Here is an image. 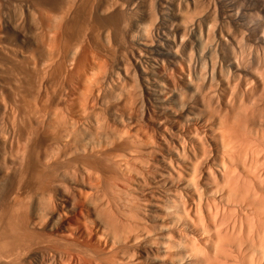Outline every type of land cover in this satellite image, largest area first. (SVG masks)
Wrapping results in <instances>:
<instances>
[{
    "label": "bare ground",
    "instance_id": "6f19581e",
    "mask_svg": "<svg viewBox=\"0 0 264 264\" xmlns=\"http://www.w3.org/2000/svg\"><path fill=\"white\" fill-rule=\"evenodd\" d=\"M86 1L27 2L35 23L32 42L0 3V264H264V111L234 105L231 98L237 81L248 98L264 82V0H238L234 7L245 16L233 19L245 33L232 38L226 59L233 75H223L220 95L199 76L190 81L195 69L189 56L168 48L163 28L156 43L140 42L151 128L130 119L119 128L103 123L93 106L104 98L102 62V72L90 69L88 78L82 73L84 92L60 75L68 63L94 61L92 31L97 36L98 26L93 30L90 19L87 24L77 17ZM111 8L105 17L111 12L106 18L119 30L122 23L123 31L126 13L115 3ZM160 21L153 20V27H162ZM183 84L192 85L189 97ZM170 91L179 112L165 99Z\"/></svg>",
    "mask_w": 264,
    "mask_h": 264
},
{
    "label": "rangeland",
    "instance_id": "374dc122",
    "mask_svg": "<svg viewBox=\"0 0 264 264\" xmlns=\"http://www.w3.org/2000/svg\"><path fill=\"white\" fill-rule=\"evenodd\" d=\"M21 1V2H20ZM23 1V2H22ZM51 1V0H50ZM60 1V0H59ZM101 1V2H100ZM103 1V2H102ZM114 1V2H113ZM117 1V2H116ZM120 1V2H119ZM132 1V2H131ZM149 1H150V3H152V4H150L149 3ZM194 1V2H193ZM186 0V2H185V0H87L86 2L88 3V2H90V3H86V2H84L85 4H87V5H85L83 8L82 7H80L78 10V12H79V14H78V12H77V14L78 15H80V14H82L81 12H84L83 14L85 15V17H84V15L82 14V16L80 15V16H77L78 18L79 17H82L80 20H83V19H85L84 21L85 22H87V24H88V20H89V25H91L90 23H92V27H97V30H96V28L94 29L93 28V30H96V35L97 36H95L94 35V31H92V33H93V41L95 42V39H97V41L95 42V44H96V46L97 47H95L94 45V43H92V47L94 48H96V49H93V50H95V57L94 58H92L94 61H96L97 60V62H95L96 63V65H99V66H96L95 65V63H94V61H92L91 59H89L88 61L87 60H85L84 59V61H82V62H80L81 64H83L82 65V67H81V65H78V64H75V63H73V66H72V64L70 65L69 63H68V65H66L65 67H66V69H65V72H61V74L60 75H62V77H66L67 79H70V81H71V83L72 84H74L75 86L77 85V87L79 88V90L81 91V92H84L85 91V85L86 84H84L85 83V80L84 79H86V76H87V78L88 77H91L92 75H93V73H94V71L95 72H97V73H99L100 71L99 70H101V69H98L97 70V67H100V65H101V67L100 68H102V70H103V74H101V73H99V79L102 77V79H101V81H99L100 83H101V89L99 90V93L101 94L100 96L103 98V96H104V98L103 99H101L102 101H98V103L99 104H101V105H99L98 103V107H96L95 106V104L93 105L94 107V109H96V112H98V113H100L101 112V114H98L99 116H101L100 118L103 120V123H107V125L108 124H110L111 126H114V127H117V128H119V127H121V126H124V124H128V122L130 123V120L132 121V124H133V122L135 123V122H137V124L138 125H140L141 127H148V128H151L152 126H153V122L150 120L151 119V117H150V115L152 116V114H153V112L151 111V110H149V108L151 107V105H150V103H151V100H147L148 98V92H147V88L144 86V84L146 83V81L142 78L143 77V75L145 74V72H144V69H142L141 67L142 66H144V64H145V62L142 60V55L141 54H143L144 53V47H142V45H141V43L140 42H143L144 43V45L143 46H145V45H151V44H153V43H156L157 41H158V39H159V36L160 35H162V32L160 33V31H161V29L163 28V33L164 34H168L167 36L169 37L167 40H166V44L169 46H171V48H170V46L168 47V48H170L171 50H172V52H176L177 54H179V55H184V57H188L189 58V60H190V63H191V65H193L194 67H192V69H195V70H191L192 72H191V78H190V81H191V79H194L195 78V80L196 79H198V76H199V79H201V81H204L205 83H208L207 84V86L208 85H210V88L212 89V91H216L217 93H219L218 95H220V88L219 87H221V83L226 79V78H224V76L225 77H231V75H233V72H232V67L231 66H228V63H227V59L226 58H228L227 56H228V53H229V56H230V51H231V48H232V46H233V39H240L241 38V36H243L244 35V27L243 26H239V25H237L236 24V22H235V20H233V19H238V17L239 18H242V19H245L244 17L245 16H238V14H236V12H234L235 11V9H234V7L236 6V5H238V0ZM30 2V4H32L33 2H32V0L30 1V0H0V3H1V5L4 7H2L1 5V7H2V13L4 14V15H6V17L8 16V17H10L9 19H11V17H12V20H16V18H18L19 19V17H20V21L17 19L16 21H17V23H18V27L20 28V30H21V34L23 35V37L24 38H26L27 39V41H29V42H32V40H33V37H34V32H36L35 31V23H34V19L30 16V15H28V14H30V11H31V9H33L32 8V6H29L30 4H28V3ZM112 2V3H111ZM141 2V3H140ZM143 2H144V4H143ZM182 2V3H181ZM219 2V3H218ZM11 3V4H10ZM83 3V4H84ZM102 3V4H101ZM107 3V4H106ZM110 3H111V6H110ZM115 3V5H117V8H121L122 6L120 5L121 3H123L124 5H123V7L120 9L121 10V12H122V14H124L123 13V11L126 13L125 14V16L126 17H124V15H123V18H124V21H126L125 22V24H124V21H123V31H121L122 30V27H121V24H120V27L119 28H121V30H119L118 29V26L116 27L115 25H113L110 21H108L109 19H110V17H108L109 19H107L106 17L108 16V15H110L111 14V12L109 13V14H107V16L105 17V15H106V13H108L107 11H109V10H111L112 8V4H114ZM118 3H119V5H118ZM189 3V4H188ZM195 3V4H194ZM6 4V5H5ZM95 4V5H94ZM105 4V5H104ZM127 4H129V5H127ZM148 4V5H147ZM153 4H154V6H153ZM161 4V5H160ZM187 4V5H186ZM193 4V5H192ZM94 5V6H93ZM108 6V10H106L105 8H107V6ZM164 5V6H163ZM166 5V6H165ZM28 6V7H27ZM88 6V7H87ZM126 6V7H125ZM132 8H131V7ZM134 6H136V7H134ZM148 8H147V7ZM173 6V7H172ZM189 6H190V8H189ZM16 7V8H15ZM23 7V8H22ZM86 7V8H85ZM110 7V8H109ZM125 7V8H124ZM129 7V8H128ZM156 7V8H155ZM167 7V8H166ZM185 7H187V8H185ZM233 7V8H232ZM20 10H19V9ZM31 8V9H30ZM85 8V9H84ZM104 8V9H103ZM125 9V10H122V9ZM129 10H127V9ZM145 8V9H144ZM158 8V9H157ZM161 8V9H160ZM164 8V9H163ZM179 8V9H178ZM231 8H232V10H231ZM25 9V10H24ZM83 10V11H81V10ZM92 9V10H91ZM144 9V10H143ZM156 9V10H155ZM168 9V10H167ZM181 9V10H180ZM191 10V12H190V10ZM195 9V10H194ZM0 10H1V8H0ZM85 10V11H84ZM90 10H91V13H90ZM99 10V11H98ZM106 10V11H105ZM127 10V11H126ZM142 10V11H141ZM150 10V11H149ZM152 10H153V12H152ZM186 10V11H185ZM229 10V11H228ZM231 10V11H230ZM24 11V12H23ZM29 11V12H28ZM96 11H97V13H96ZM141 11V12H140ZM147 13H146V12ZM149 11V12H148ZM197 11V12H196ZM86 12V13H85ZM152 12V13H151ZM156 12V13H155ZM161 12V13H160ZM165 12V13H164ZM173 12V13H172ZM230 12V13H229ZM234 12V13H233ZM8 13V14H7ZM151 13V14H150ZM157 14L156 16H155V14ZM179 13V14H178ZM190 13V14H189ZM194 13V14H193ZM22 14V15H21ZM99 14V15H98ZM102 14H104V15H102ZM148 14H149V16H148ZM187 16H186V15ZM194 16H193V15ZM11 15V16H10ZM21 15V16H20ZM26 15V16H25ZM87 15V16H86ZM182 15V16H181ZM185 15V16H184ZM192 15V16H191ZM96 17V18H94V17ZM178 16V17H177ZM201 16H202V18H201ZM7 17V18H8ZM27 17V18H26ZM29 17V18H28ZM31 17V18H30ZM131 17V18H130ZM135 17V18H134ZM156 17H157V19H156ZM170 17V18H169ZM237 17V18H236ZM14 18V19H13ZM99 18V19H98ZM104 18V21H105V18H106V22L105 23H101V21H102V19ZM137 18V19H136ZM150 18V19H149ZM153 18V19H152ZM182 18V19H181ZM192 18V19H191ZM30 19V20H29ZM98 19V20H97ZM101 19V20H100ZM188 19V20H187ZM195 19V20H194ZM201 19V20H200ZM95 20V21H94ZM145 20V21H144ZM153 20H154V22H155V24H156V22L157 21H160L159 22V26H161V25H163L162 27H153V26H155V25H153L154 24V22H153ZM165 20V21H164ZM181 22H180V21ZM198 20V21H197ZM200 20V21H199ZM246 20V19H245ZM19 21V22H18ZM33 21V22H32ZM93 21V22H92ZM104 21H102V22H104ZM107 21H108V24H107V27L108 28H110V25L112 24L113 25V28L114 29H118V33H116L115 31H117V29L116 30H112L113 28H111V29H108V28H106V26L104 25L103 26V24H106L107 23ZM133 23H132V22ZM135 21V22H134ZM182 21H183V24H182ZM186 21V22H185ZM189 21L191 22L190 24H189ZM204 21V22H203ZM213 21V22H212ZM233 21V22H232ZM95 22V23H94ZM97 22V23H96ZM98 22H100L99 24H102V26H100L99 24H98ZM109 22H110V25H109ZM162 22H164L163 24H162ZM172 22V23H171ZM175 22V23H174ZM177 22V23H176ZM203 22V23H202ZM30 25H29V24ZM149 23V24H148ZM205 23V24H204ZM217 23V24H216ZM234 23V24H233ZM93 24H95V26L93 25ZM97 24V25H96ZM131 24V25H130ZM135 24V25H134ZM179 24V25H178ZM197 24H198V26H197ZM29 25V26H28ZM109 25V26H108ZM129 25V26H128ZM175 25V26H174ZM185 25H187V26H185ZM206 25V26H205ZM28 26V27H27ZM100 26V27H99ZM125 26V27H124ZM148 26H150V27H148ZM178 26V27H177ZM181 26V27H180ZM191 28H190V27ZM195 26V27H194ZM169 27H170V29H169ZM172 27V28H171ZM177 27V28H176ZM180 27V28H179ZM187 27V28H186ZM189 27V28H188ZM193 27L195 28V29H193ZM199 27V28H198ZM214 27V28H213ZM23 28V29H22ZM105 28V29H104ZM157 28V29H156ZM161 28V29H160ZM174 28H176V29H174ZM240 28V29H239ZM24 29H25V31H24ZM104 29V30H103ZM108 29V30H107ZM180 29V30H179ZM187 29V30H186ZM210 29V30H209ZM220 29V30H219ZM263 30H264V28H262ZM29 30V31H28ZM34 30V31H33ZM102 32H101V31ZM112 30V31H111ZM172 30V31H171ZM174 30V31H173ZM182 30V31H181ZM183 30H184V33H183ZM193 30V31H192ZM199 30V31H198ZM202 30V31H201ZM109 31V32H108ZM130 31V32H129ZM146 31H148V32H146ZM151 31V32H150ZM177 31V32H176ZM189 31H191V32H189ZM207 31V32H206ZM223 31V32H222ZM230 31V32H229ZM240 31V32H239ZM32 32V33H31ZM101 33V35H100V33ZM106 32H108V33H106ZM139 32V33H138ZM140 32H141V34H140ZM176 34H175V33ZM203 32V33H202ZM206 32V33H205ZM243 32V33H242ZM31 33V34H30ZM111 33H113V34H111ZM149 33V34H148ZM156 33V34H155ZM160 35H159V34ZM171 33V34H170ZM185 33H186V35H185ZM190 33V34H189ZM195 33V34H194ZM208 33V34H207ZM211 33V34H210ZM229 33V34H228ZM260 33H262V31H260ZM107 34V35H106ZM116 34V35H115ZM119 34H121V35H119ZM132 34V35H131ZM139 34V35H138ZM175 34V35H174ZM189 34V35H188ZM192 34V35H191ZM134 35V36H133ZM183 35V36H182ZM197 35V36H196ZM208 35V36H207ZM224 35V36H223ZM230 35V36H229ZM234 35V36H233ZM236 35V36H235ZM31 36V37H30ZM33 36V37H32ZM99 36V37H98ZM101 36V37H100ZM114 36V37H113ZM121 36V37H120ZM123 36V37H122ZM151 36H153L152 37V39H151ZM173 38H171V37ZM186 36V37H185ZM204 36V37H203ZM239 36V37H238ZM96 37V38H95ZM132 37V38H131ZM148 37V38H147ZM184 37H185V39H184ZM206 37H208V38H206ZM212 37V38H211ZM224 37V38H223ZM95 38V39H94ZM98 38H100V39H98ZM115 40H114V39ZM118 38V39H117ZM129 38V39H128ZM190 38V39H189ZM233 38V39H232ZM102 39H104V41L105 42H103V40ZM120 39V40H119ZM156 39V40H155ZM178 39V40H177ZM181 39V40H180ZM184 39V40H183ZM211 39V41L210 42H208V40H210ZM221 39V40H220ZM225 39H228V40H225ZM101 40V41H100ZM114 40V41H113ZM117 40V41H116ZM175 40V41H174ZM188 40H189V42H188ZM225 40V41H224ZM153 41V42H152ZM179 41V42H178ZM217 41V42H216ZM231 43H229V42ZM97 42H98V45H97ZM126 44H125V43ZM145 42H149L148 44L147 43H145ZM176 42V43H175ZM223 42L225 43V44H223ZM108 43V44H107ZM118 43V44H117ZM151 43V44H150ZM182 43V44H181ZM184 43V44H183ZM190 43V44H189ZM193 43V44H192ZM195 43V44H194ZM124 44H125V46H124ZM172 44V45H171ZM179 44V45H178ZM186 44V45H185ZM215 44H216V46H215ZM230 44V45H229ZM112 45V46H111ZM184 45V46H183ZM188 45V46H187ZM192 45V46H191ZM222 45V46H221ZM99 46V47H98ZM103 46V47H102ZM106 46V47H105ZM129 46V47H128ZM204 46V47H203ZM212 46V48H210ZM15 47V46H14ZM109 47V48H108ZM125 48V50H123V48ZM175 47H176V49H175ZM191 47H192V49H191ZM222 47V48H221ZM226 47H227V49H226ZM98 48H100V49H98ZM112 48V49H111ZM135 48H137V49H135ZM180 48V50H178ZM186 48V49H185ZM203 48H205L204 50H202ZM17 49V48H16ZM18 49H19V47H18ZM17 49V50H18ZM127 49V50H126ZM133 49V50H132ZM188 49V50H187ZM213 50V51H211V50ZM222 49V50H221ZM99 50V51H98ZM109 50V52H107ZM112 50V51H111ZM137 50V51H136ZM143 50V51H142ZM174 50V51H173ZM191 50H192V54H191ZM201 50V51H200ZM206 50H208V51H206ZM18 51H20V50H18ZM97 51H98V53L99 54H97L98 55V57H96L97 55H96V53H97ZM116 51V52H115ZM130 51V52H129ZM142 51V52H141ZM179 51V52H178ZM210 51V52H209ZM118 52V53H117ZM199 52V53H198ZM201 52V53H200ZM209 52V53H208ZM225 52V53H224ZM106 53V54H105ZM111 53V54H110ZM127 53V54H126ZM133 53V54H132ZM19 54V53H18ZM21 54V53H20ZM102 54V55H101ZM109 54V55H108ZM123 54V55H122ZM186 54V55H185ZM200 54V56H198ZM201 54H202V57H201ZM101 56V60H102V58H103V60L102 61H100L99 59H97V58H100V56ZM105 55V56H104ZM108 55V56H107ZM127 55V56H126ZM131 55H133V56H131ZM103 56V57H102ZM113 56V57H112ZM140 56H141V58H140ZM197 56H198V58H197ZM211 56V57H210ZM129 57V58H128ZM191 57V58H190ZM201 57V58H200ZM22 58V57H21ZM106 58V59H105ZM113 58V59H112ZM124 58V59H123ZM187 58V59H188ZM210 60H209V59ZM260 58H262V57H260ZM96 59V60H95ZM126 59V60H125ZM140 59H141V61H140ZM191 59H192V61H191ZM194 59V60H193ZM92 62H91V61ZM100 62H99V61ZM113 60V61H112ZM122 60V61H121ZM209 60V61H208ZM224 60H226V61H224ZM260 60V59H259ZM123 61H124V63H123ZM129 61V62H128ZM142 62L141 64H140V62ZM194 61V62H193ZM195 61H196V63H195ZM18 62V61H17ZM87 62H89L88 64H87ZM102 62V63H101ZM107 63V64H105V63ZM128 62V63H127ZM193 62V63H192ZM214 62H215V64H214ZM79 63V64H80ZM101 63V64H100ZM260 63V65H261V61L259 62ZM75 64V65H74ZM105 64V65H104ZM108 64H109V66H108ZM115 64V65H114ZM195 64V65H194ZM76 65H77V67H79L78 69H77V67H76ZM94 65V66H93ZM115 67H114V66ZM125 65V66H124ZM128 65V66H127ZM212 65L213 66H215V67H213L212 68ZM227 65V66H226ZM122 66H123V68H122ZM75 67V68H74ZM82 68V70L83 71H81V68ZM91 67H93V68H91ZM105 67V69L106 70H104L103 68ZM196 67V68H195ZM203 67L205 68V69H203ZM224 67V69H222ZM261 67V66H260ZM71 68V69H70ZM111 68V69H110ZM135 68V69H134ZM207 68V69H206ZM215 68H217V70L215 69ZM68 69V70H67ZM70 69V70H69ZM86 69V70H85ZM93 71V73H92V75H91V70ZM96 69V70H95ZM118 69V70H117ZM211 69V70H210ZM225 69H227V70H225ZM231 71H230V70ZM71 70H72V72H71ZM102 70H101V72H102ZM208 70V71H207ZM213 70V71H212ZM63 71V70H62ZM74 71V72H73ZM78 73H77V72ZM81 71V72H80ZM107 71V72H106ZM114 71H115V73H114ZM170 72L169 73H171L172 71L171 70H169ZM212 71V72H211ZM220 71H222L221 73H223V74H221L220 73ZM84 72H86V73H84ZM88 72H89V74H88ZM203 72H204V74H203ZM208 72V73H207ZM215 72V73H214ZM224 72H226V73H224ZM227 72H228V76H227ZM82 73H84L86 76L85 77H83V75L84 74H82ZM97 73H96V75H97ZM126 73H127V75H126ZM131 73H133L132 75H131ZM173 73V72H172ZM171 73V74H172ZM193 73H194V76H193ZM198 73V74H197ZM220 73V74H219ZM14 74H18V73H14ZM67 74H70L69 76H67ZM78 74V75H77ZM82 76H81V75ZM119 74V75H118ZM122 76H121V75ZM143 74V75H142ZM210 74L212 75V77L210 76ZM219 74V75H218ZM91 75V76H90ZM130 75V77H128ZM195 75H196V77H195ZM206 77H204V76ZM215 75V76H214ZM224 75V76H223ZM16 75H14V78H16L15 77ZM76 76H77V78H76ZM81 78H80V77ZM135 76V77H134ZM136 76H137V79H136ZM145 76V75H144ZM193 76V77H192ZM213 76H214V78H213ZM220 76V77H219ZM73 77V78H72ZM106 77V78H105ZM201 77V78H200ZM83 78V79H82ZM128 78V79H127ZM176 78V77H175ZM202 78H204V79H202ZM213 78V79H212ZM16 79H18V77L16 78ZM15 79V80H16ZM79 79V80H78ZM106 79V80H105ZM118 79H120V80H118ZM123 81H122V80ZM128 81H127V80ZM209 79H210V81H212V83H209L208 81H209ZM214 79H215V81H214ZM221 81H220V80ZM74 80V81H73ZM83 82H82V81ZM107 80H108V82H107ZM113 80H115V81H113ZM118 80V81H117ZM136 80V81H135ZM194 80V81H195ZM219 82H218V81ZM78 81V82H77ZM125 81V82H124ZM207 81V82H206ZM218 82V84H217V82ZM16 82H17V80H16ZM104 82V83H103ZM115 82H117V83H115ZM145 82V83H144ZM238 82V81H237ZM236 82V85L234 86V89L237 87L238 89V91H236V90H234V93H235V91H236V93L234 94H231L232 96L234 95V97H232L231 96V98H233L234 100L236 99V100H238L237 102H235L234 100V105H235V103H237L236 105H238V104H248V105H246V106H248L249 107V109L253 112V111H258L257 109H261V108H263L262 110L264 111V82H263V84H262V81H260V83L258 84L260 87L258 88H255L254 90H253V92L255 91V90H258L256 93L258 94H256L255 92L253 93V95L252 94H250V95H248V96H251L252 95V97L249 99L245 94H244V96L242 97V93H241V90H243L242 88L241 89H239L240 88V86H239V82L237 83ZM77 83V84H76ZM110 84V86H109V84ZM125 83V84H124ZM128 83V84H127ZM144 83V84H143ZM193 83V82H192ZM83 84V85H82ZM104 84V85H103ZM114 84V85H113ZM117 84V85H116ZM217 84V86H215ZM79 85H81V86H79ZM127 85H129V86H127ZM212 85V86H211ZM262 85V86H261ZM112 86V88H110ZM122 88H121V87ZM142 88H141V87ZM216 88H215V87ZM113 87L115 88V89H113ZM117 87V88H116ZM179 87H181L182 88V92H184L185 90H187V91H185L184 92V94H185V96L186 97H189V96H187V94H188V92H189V94L191 93V92H193V88H192V85H190V84H183V86H179ZM261 87L263 88V89H261ZM84 88V89H83ZM132 88V89H131ZM219 88V89H218ZM103 89V90H102ZM113 89V90H112ZM185 89V90H184ZM216 89V90H215ZM260 89H261V91H260ZM240 90V91H239ZM103 93H101V92ZM117 91V92H116ZM119 91V92H118ZM121 91H123V92H121ZM143 91V92H142ZM219 91V92H218ZM260 91V92H259ZM106 92V93H105ZM113 92V93H112ZM122 93V96H120L121 95V93ZM238 92H240L241 94L239 95V94H237ZM80 93V92H79ZM115 93V94H114ZM120 93V94H119ZM129 93L131 94V97H129L130 95H129ZM133 93H136L137 95H133ZM173 93V91H170L167 95L168 96H166V100H168L167 102H169V105L172 107V109H174L175 111L178 109V107H177V105L179 104L178 102H179V100L177 99V95H175L174 93ZM216 93V94H217ZM261 95H260V94ZM81 94V93H80ZM117 94H119V95H117ZM123 94H125V95H123ZM192 94V93H191ZM108 95V96H107ZM113 95V96H112ZM116 95V96H115ZM173 95H174V97L176 96V98H174L173 97ZM105 96H107V97H105ZM120 96V97H119ZM236 96H237V98H236ZM254 96H255V100L253 99L254 98ZM262 96V97H261ZM239 97H240V99L242 100V101H240V99H239ZM111 98V99H110ZM123 98V99H122ZM130 98V99H129ZM131 98H136V99H134L133 100V102H132V100H131ZM143 98V99H142ZM179 98V97H178ZM244 99V103H243V99ZM107 99H108V101H107ZM113 99V100H112ZM248 99H249V101H248ZM254 100V101H257L256 103L255 102H253L252 100ZM106 100V101H105ZM110 100V101H109ZM116 100V101H115ZM121 100V101H120ZM122 100H123V102H122ZM127 100V101H126ZM131 100V101H130ZM247 100V101H246ZM104 101H105V103H104ZM119 101V102H118ZM129 101H130V103H129ZM175 101H176V103H178V104H176L175 103ZM246 101V102H245ZM102 102V103H101ZM109 102V103H108ZM112 102H114V103H112ZM126 104H125V103ZM128 102V103H127ZM176 104V106H175V104ZM249 102H251V103H249ZM121 103V104H120ZM131 103L133 104V105H131ZM146 103V104H145ZM253 103V104H252ZM260 104V106L259 105H257V104ZM105 104H107L106 106H105ZM115 104H117V105H115ZM127 104H129V105H127ZM263 104V105H262ZM122 105H124V107L127 109H125ZM174 105V106H173ZM104 106V107H103ZM109 106H110V108H109ZM128 106V107H127ZM134 106V107H133ZM142 106V107H141ZM144 106V107H143ZM239 106V105H238ZM238 106H236V109H237V107ZM258 106V107H257ZM113 109H112V108ZM117 107V109H115ZM121 107V108H120ZM146 107V108H145ZM252 107H255L254 109L252 108ZM257 107V108H256ZM259 107H261V108H259ZM102 108V109H101ZM106 108L108 109V110H106ZM120 108V109H119ZM122 108H124V109H122ZM143 110H142V109ZM253 110H252V109ZM101 109V110H100ZM132 109V110H131ZM138 111H137V110ZM97 110H100V111H97ZM114 110V111H113ZM126 110V111H125ZM130 110V111H129ZM134 110V111H133ZM148 110V111H147ZM179 110V109H178ZM177 110V112H179ZM238 110V109H237ZM106 112V114H105V112ZM123 111V112H122ZM125 111V112H124ZM143 111V112H142ZM147 111V112H146ZM150 111V112H149ZM250 111V112H251ZM112 112V113H111ZM119 112H121V113H119ZM129 112H133V113H129ZM146 112V113H145ZM151 113V114H149V113ZM102 113H104V114H102ZM142 113V114H141ZM148 113V114H147ZM128 114V115H127ZM137 116V118L135 119V115ZM138 114V115H137ZM117 115V116H116ZM125 115V116H124ZM129 116V117H127V116ZM107 116V117H106ZM110 118H109V117ZM119 116H121V117H119ZM130 116H132V117H130ZM142 116V117H141ZM149 116V117H148ZM104 117V118H103ZM114 118V119H113ZM121 118H123V121L124 122H122V119ZM132 118V119H131ZM121 119V120H120ZM130 119V120H129ZM134 119V120H133ZM138 119V120H137ZM102 120H101V122H102ZM106 120V121H105ZM108 120V121H107ZM137 120V121H136ZM140 120V121H139ZM139 121V122H138ZM143 121V122H142ZM121 122V123H120ZM113 123V124H112ZM142 124V125H141ZM143 124H144V126H143ZM109 125V126H110ZM119 126V127H118ZM149 126H151V127H149ZM227 213H229L228 215H230V217H229V219L230 220H228V222L229 221H231V214H230V212H227ZM227 214H226V216H225V218L228 216ZM228 218V217H227ZM227 218H226V220H227Z\"/></svg>",
    "mask_w": 264,
    "mask_h": 264
}]
</instances>
